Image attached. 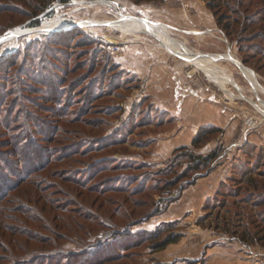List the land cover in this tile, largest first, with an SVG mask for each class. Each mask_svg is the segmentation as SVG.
<instances>
[{
	"label": "rangeland",
	"instance_id": "374dc122",
	"mask_svg": "<svg viewBox=\"0 0 264 264\" xmlns=\"http://www.w3.org/2000/svg\"><path fill=\"white\" fill-rule=\"evenodd\" d=\"M243 1L231 3L245 17L234 32L171 28L192 51L230 50L244 65L215 62L242 86L231 99L148 33L64 29L144 17L143 0H54L38 15L33 0H0V38L14 36L0 43V264H264V0ZM45 26L57 28L34 31ZM139 40L183 60L200 87L177 83L161 104L147 76L119 63ZM193 97L201 122L182 116ZM214 151L199 167L190 158ZM170 233L180 240L156 250Z\"/></svg>",
	"mask_w": 264,
	"mask_h": 264
},
{
	"label": "crops",
	"instance_id": "0c3cea01",
	"mask_svg": "<svg viewBox=\"0 0 264 264\" xmlns=\"http://www.w3.org/2000/svg\"><path fill=\"white\" fill-rule=\"evenodd\" d=\"M135 10L143 11L142 16L148 19V21H142L139 17L133 15H123L122 17H128L141 23V28L129 34L122 33L123 38L135 32L148 33L155 37L166 51L201 69L229 98L233 99L229 94L231 89L230 86H236L242 90V86L238 85V82L234 79L232 74L224 73L221 68L215 65L218 59H225L233 62L238 68H241V63L238 62L234 55L231 56L228 52L222 54L208 53L209 55L194 52L188 48L185 42H180L172 36L171 28L176 27L178 30L191 33L193 36L199 35L198 32L200 31L198 30L201 29L208 30V33L216 31L218 27L216 20L203 0L143 1L140 5L136 6ZM154 15L157 16V18H155ZM133 20L128 24L132 25L134 22ZM126 23L127 22H124V24ZM124 24L118 23L117 26H113V28L120 31L117 27L125 26ZM177 45L179 49L176 48ZM151 46L152 45L146 41L139 40L137 44L127 50L124 60H120L119 63L128 70L138 74L142 79L147 76L148 84L153 85L154 90L160 93L159 98L161 99V104H163V100L173 99L177 83L182 85L184 89L200 87L199 76H197L195 70H187L183 60L175 59L157 48L152 49ZM195 57H199L201 60H197ZM245 71L248 73L247 69H245ZM219 77H225L226 81L219 80ZM178 78L180 79L179 82L177 80ZM199 100L200 97L188 99V107H184L182 116L186 117L192 115L193 121L201 122L202 110ZM173 103L174 101L171 103L169 102V106L171 107ZM189 105L190 108L193 107L192 110L189 109ZM236 129H238V122H232L227 133L232 137ZM254 143H258V141H254ZM165 148L167 149L168 145H162L160 149L163 151Z\"/></svg>",
	"mask_w": 264,
	"mask_h": 264
},
{
	"label": "trees",
	"instance_id": "16d2710c",
	"mask_svg": "<svg viewBox=\"0 0 264 264\" xmlns=\"http://www.w3.org/2000/svg\"><path fill=\"white\" fill-rule=\"evenodd\" d=\"M33 1H35L34 2L35 4H33L34 5L33 15H38V13L44 12L45 10H47L52 5L54 0H33ZM143 1L152 2L154 0H143ZM203 1L205 2L206 7L212 12L216 20L217 26L226 33L234 32L235 25L236 24L240 25L241 22L239 20H241V18H245L243 15V11L241 10L238 11V10H234L233 8H231V3L235 4L237 7H242L244 5L243 0H203ZM29 4H30V1L28 5ZM244 8H246L245 5H244ZM229 13L236 15V18H234L235 19L234 22L232 21V16H230ZM40 23L41 21L39 19H36L32 23V26H38L40 25ZM243 24L245 23L243 22ZM240 35L242 36L245 35V32L241 31ZM219 131H221L219 128H213V127L208 128V129L201 128L198 134L194 137L192 146L193 147L199 146L200 144L205 142L208 136H210L211 134H214L215 132H219ZM188 150H189L188 148L181 149V151H186V153H188ZM216 157H217V153L215 151L212 152V154L205 156V157H202V156L197 157L195 154L190 153V158L192 162H195L198 167L199 165L207 164L208 162L215 159ZM250 175L251 173H249L248 171L245 172L244 181H243L244 183L250 184L254 182V178H252V176ZM151 237L152 239H158L160 238V234L158 232H154ZM180 238L181 236L179 234L170 233L166 235L165 237H163L162 239H160L158 242H156L155 248L156 250H163L167 248L169 245L177 243L180 240Z\"/></svg>",
	"mask_w": 264,
	"mask_h": 264
},
{
	"label": "bare ground",
	"instance_id": "6f19581e",
	"mask_svg": "<svg viewBox=\"0 0 264 264\" xmlns=\"http://www.w3.org/2000/svg\"><path fill=\"white\" fill-rule=\"evenodd\" d=\"M119 21H107L108 22V24L109 25H112V27L113 26H117V24L118 23H122V24H124V22H127V23H129L130 24V22L133 20V19H131V18H119L118 19ZM134 22H133V24L132 25H129V24H124L125 26H121V27H117V28H119L120 29V31L123 33V34H129L130 32H133V31H135V30H137V29H139V28H141V23H139V22H137V21H135V20H133ZM99 23H101L100 21H90V22H83L82 23V25L83 26H88V25H94V24H99ZM66 24V23H65ZM55 25H57V24H55ZM64 25V24H63ZM69 27V26H68ZM57 28V26H45V27H43V28H41L40 30H38V29H36V30H34L35 32H39V31H52V30H54V29H56ZM21 36V35H20ZM14 38V36L12 35V36H9V37H6V41H8V40H11V39H13ZM176 48L177 49H179V46L177 45L176 46ZM189 52V51H188ZM197 60H201L199 57H195ZM240 67L243 69V67H242V65L240 64Z\"/></svg>",
	"mask_w": 264,
	"mask_h": 264
},
{
	"label": "water",
	"instance_id": "95a60500",
	"mask_svg": "<svg viewBox=\"0 0 264 264\" xmlns=\"http://www.w3.org/2000/svg\"><path fill=\"white\" fill-rule=\"evenodd\" d=\"M139 19H141L142 21H148V19L144 18V17H139ZM96 25H108V22L107 21H104L103 23H100V24H96ZM81 27H84L82 25V22H74L72 24H69V27L67 28H64V29H71V28H81ZM58 31V30H56ZM54 31V32H56ZM6 39V37H2L0 38V43L3 42L4 40ZM228 54L232 56V53L230 52V50H228ZM205 55H209V54H205ZM242 64V63H241ZM243 65V64H242ZM244 66V65H243Z\"/></svg>",
	"mask_w": 264,
	"mask_h": 264
},
{
	"label": "built area",
	"instance_id": "2783aa9c",
	"mask_svg": "<svg viewBox=\"0 0 264 264\" xmlns=\"http://www.w3.org/2000/svg\"><path fill=\"white\" fill-rule=\"evenodd\" d=\"M112 52L116 55L121 56L123 54L121 48L118 45H115L114 48L112 49Z\"/></svg>",
	"mask_w": 264,
	"mask_h": 264
}]
</instances>
